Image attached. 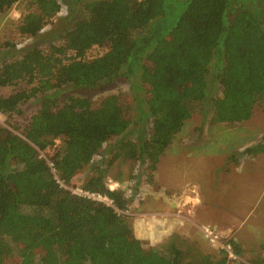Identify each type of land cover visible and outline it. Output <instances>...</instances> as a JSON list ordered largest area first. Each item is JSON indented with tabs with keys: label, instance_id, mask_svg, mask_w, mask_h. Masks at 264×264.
Instances as JSON below:
<instances>
[{
	"label": "trees",
	"instance_id": "trees-1",
	"mask_svg": "<svg viewBox=\"0 0 264 264\" xmlns=\"http://www.w3.org/2000/svg\"><path fill=\"white\" fill-rule=\"evenodd\" d=\"M16 2L0 0V14ZM32 6L18 30L36 38L61 4L34 0ZM61 36L48 51L31 45L0 65V115L12 117L31 98L40 100L24 131L0 126V264H247L239 261L244 252L234 238L222 242L235 258L222 247L216 255L202 251L177 232L157 244L138 238L123 213L127 195L110 190L106 180L119 159L149 162L152 179L194 114L211 123L252 117L264 103V0H92ZM96 46L106 51L88 59ZM117 78L129 81L138 118L149 125L146 131L138 124L137 140L121 139L103 160L106 142L124 138L133 125L131 106L117 95L97 108L88 97L68 95L60 105L57 96ZM18 85L25 86L1 94ZM56 140L55 154L43 157ZM245 153L258 156L264 144ZM77 186L112 204L74 194Z\"/></svg>",
	"mask_w": 264,
	"mask_h": 264
},
{
	"label": "rangeland",
	"instance_id": "rangeland-1",
	"mask_svg": "<svg viewBox=\"0 0 264 264\" xmlns=\"http://www.w3.org/2000/svg\"><path fill=\"white\" fill-rule=\"evenodd\" d=\"M33 1L18 0L10 11L0 14V65L4 61L21 57L24 49L31 45H37L48 51L51 44H61V31L71 27L80 17L83 4L92 0L77 2L58 0L61 4L60 12L45 25L36 38L21 35L18 30L23 14L33 9ZM105 51V48L93 47L88 52L87 58L93 59ZM24 86L5 88L1 94L8 95ZM130 88L127 79L117 78L90 91L65 88L57 96L60 105L68 95L88 97L92 106L97 108L103 98L117 95L124 106H131L132 115H135L133 125L125 133L124 138L116 137L106 142L101 150L103 160L111 159L108 150L121 139L137 140L138 124L147 131L149 125L147 117L138 118L136 104H132L131 101ZM39 107V98H31L22 105L19 114H14L12 117L0 115V126L12 130H14L12 127H15L22 132ZM145 130L144 133H147ZM259 144H264V103L255 108L249 120L240 123H211L208 117L194 114L185 122L173 143L160 157L156 170L158 176L169 186L178 190L187 189L195 196L198 191L202 194L203 204L194 223L199 224L206 217L208 223H204L205 226L218 234L223 241L236 239L244 252L239 261L247 264H251L257 258H264V153H260L259 156L245 153L252 146ZM59 145L60 141L56 140L53 146L41 151V155L48 159L55 154ZM100 158L101 156L98 155L95 161ZM241 161L243 162L239 167L240 171L237 168L235 171L232 169L221 176V173L226 171V165L238 166ZM148 165L149 162L138 163L119 159L109 168V177L114 179L119 176L121 189L129 199L128 209L123 212L129 221L135 213L141 211L142 206L145 205L146 211H150L153 209L150 207L155 205L152 195L155 186L154 173L151 179ZM88 173L89 169L79 173L73 183H82ZM188 206H190L188 203L184 204L187 208L186 214L189 213ZM225 220L236 221L237 228L230 234L223 233L216 225L218 223L223 225ZM203 227L198 228L189 223L186 226L188 230L179 234L196 242L202 251L218 254V248L204 237ZM160 240L153 238L150 241L151 244H157Z\"/></svg>",
	"mask_w": 264,
	"mask_h": 264
},
{
	"label": "crops",
	"instance_id": "crops-1",
	"mask_svg": "<svg viewBox=\"0 0 264 264\" xmlns=\"http://www.w3.org/2000/svg\"><path fill=\"white\" fill-rule=\"evenodd\" d=\"M242 162L243 161H241L238 166L234 165L233 167L226 165V171H223L221 176L223 177L224 173L226 174V172H230L232 169L235 171L237 168L240 171L241 168L239 167H241ZM156 170L157 165L153 172L155 186L152 190V195L155 205L150 207L153 209L146 211V206L144 205L141 207L140 212L138 211L130 218L135 235L140 239L149 238L151 240L153 238H159L161 239L159 242H161L172 233H180L184 230H188L186 226H188L189 223L198 226V228L205 226L204 223L207 222L206 217L201 223H194L195 218L199 215V208H201L203 204L201 199L202 194L198 191L196 192L197 196H195V194L187 189L178 190L173 186H169L158 176ZM187 203L190 205L188 206V214L185 213L187 208L184 207V204ZM203 214L208 216L205 213ZM225 221L226 222L222 221L224 222L223 225H220V223L216 225L222 229L223 233L226 232V234H230L231 231L237 228L236 221Z\"/></svg>",
	"mask_w": 264,
	"mask_h": 264
},
{
	"label": "built area",
	"instance_id": "built-area-1",
	"mask_svg": "<svg viewBox=\"0 0 264 264\" xmlns=\"http://www.w3.org/2000/svg\"><path fill=\"white\" fill-rule=\"evenodd\" d=\"M106 185L110 190L121 189V183L118 180H114L112 178H108L106 180ZM71 190L74 194H76L78 196L86 197L88 199L99 201V202H105V203L110 204V205L112 204V201L108 198V196L103 195L101 193L90 192V191L82 189L79 186H77ZM202 232H203L204 237L211 244L215 245L216 247L225 248L229 252L230 257H233V258L236 257L234 255V253L231 251L230 246L224 245L221 237L218 234L214 233L211 229L207 228L206 226H204L202 228Z\"/></svg>",
	"mask_w": 264,
	"mask_h": 264
}]
</instances>
